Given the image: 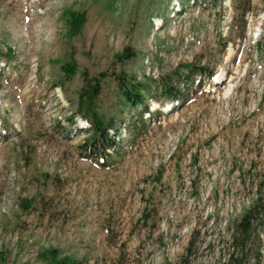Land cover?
Here are the masks:
<instances>
[{"label": "rangeland", "instance_id": "rangeland-1", "mask_svg": "<svg viewBox=\"0 0 264 264\" xmlns=\"http://www.w3.org/2000/svg\"><path fill=\"white\" fill-rule=\"evenodd\" d=\"M188 66L223 83L184 87ZM122 72L149 85L143 106ZM259 198L264 0H0V264H264L262 230L247 255L235 241Z\"/></svg>", "mask_w": 264, "mask_h": 264}, {"label": "trees", "instance_id": "trees-1", "mask_svg": "<svg viewBox=\"0 0 264 264\" xmlns=\"http://www.w3.org/2000/svg\"><path fill=\"white\" fill-rule=\"evenodd\" d=\"M66 21L68 24L70 34H76L84 23V16L77 13H69ZM65 68H66L65 72L68 75H73L76 72V68L74 64H68L65 66ZM195 74L203 76L204 79H211L215 73L213 71H209L205 67L196 68L195 66H188L186 68V74L184 75V78L181 74H177L178 76L177 80L178 79L180 81L184 80L183 86L188 87L192 76ZM101 77L105 78L106 75L102 74ZM115 80L118 84L121 95L127 104L132 106V108H138L143 106L144 100L146 98L145 92H149V85L145 81L144 82L137 81L136 79H133L132 77L128 76L126 73L123 72L119 75H116ZM96 91H97V86L93 89L92 92L87 91V94L89 96L86 95L85 96L87 97V100L89 102H92V100L94 101V96L97 94ZM159 95L166 98L169 101L184 100V94L181 93L180 88L177 85H174L169 80H166L159 85ZM142 112L144 114L149 111L146 107H144ZM88 115L90 114L88 113ZM91 123L94 131L93 132L94 135L91 140V145L92 147L94 148L96 147L97 149H99V153L103 152L104 156H106L105 149L109 147H113V145H115L114 140L110 138L108 132L110 126L103 119H97V118L96 119L93 118ZM88 152H90V149L88 150ZM101 156L103 155L101 154ZM262 202H263L262 198H259L257 202L244 214L242 219L237 224L239 225L236 232L238 235V239L236 237L235 241L241 242L240 248L245 255H247L248 253V243L250 242L253 233H255L258 229L264 232V206ZM238 262H239L238 259H236L233 255L229 259L230 264H237ZM52 263L80 264L79 262L71 259L58 260L57 257L56 258L53 257Z\"/></svg>", "mask_w": 264, "mask_h": 264}, {"label": "bare ground", "instance_id": "bare-ground-1", "mask_svg": "<svg viewBox=\"0 0 264 264\" xmlns=\"http://www.w3.org/2000/svg\"><path fill=\"white\" fill-rule=\"evenodd\" d=\"M221 78H222V76H218V77H217V80H221ZM222 83H223V82H222Z\"/></svg>", "mask_w": 264, "mask_h": 264}]
</instances>
